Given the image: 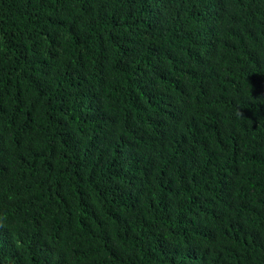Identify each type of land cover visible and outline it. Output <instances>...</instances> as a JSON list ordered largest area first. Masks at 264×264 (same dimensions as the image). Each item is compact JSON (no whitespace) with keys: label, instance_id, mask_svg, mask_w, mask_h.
<instances>
[{"label":"trees","instance_id":"16d2710c","mask_svg":"<svg viewBox=\"0 0 264 264\" xmlns=\"http://www.w3.org/2000/svg\"><path fill=\"white\" fill-rule=\"evenodd\" d=\"M0 264H264V0H0Z\"/></svg>","mask_w":264,"mask_h":264}]
</instances>
